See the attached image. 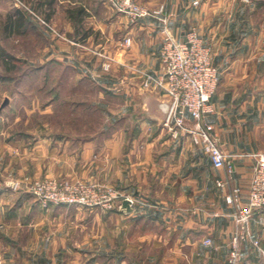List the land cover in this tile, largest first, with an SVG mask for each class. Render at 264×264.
I'll use <instances>...</instances> for the list:
<instances>
[{
	"label": "crops",
	"instance_id": "0c3cea01",
	"mask_svg": "<svg viewBox=\"0 0 264 264\" xmlns=\"http://www.w3.org/2000/svg\"><path fill=\"white\" fill-rule=\"evenodd\" d=\"M140 1L152 9L164 4L170 29L178 39L185 40L189 25L196 23L212 46L220 82L211 99L214 111L207 121L214 125L223 150L235 155L230 160L233 171L215 167L189 135L174 137L158 114L146 111L141 100L144 93L159 101L169 100L163 89L145 90L141 74L131 70L159 72L163 32L158 18L130 23L125 15L111 9L107 0H56L53 14L57 4H66L70 24L66 47L80 45L85 53H95L82 63L86 68L99 62L102 66L106 55L112 57L111 75L99 78L112 85H126L128 95L142 108L130 139L119 135L99 143L90 138L75 146L58 139L44 146L40 141L34 147L33 165L49 175L91 178L94 174L125 191V197L133 198L134 209L126 213L120 203L113 211L114 218L123 235L137 231L143 222L146 248L144 254L132 251L135 239L129 240L131 236L129 241L118 240V248L111 252H73L69 248L73 236L67 229L73 223L60 218L64 212L80 216L81 210L89 213L94 208L42 207L34 195L20 187L18 179V187L0 188V231L10 233L0 235V264H139L141 257L145 264H232L236 225L227 194L239 186L243 202L249 200L256 164L251 153L264 149V0ZM78 4L84 13L77 32L69 8ZM126 37L131 38L130 44ZM128 70L131 75L125 76ZM94 153L101 157L94 159ZM219 179L229 182L220 186ZM207 237L211 243H206ZM239 264H264V224L257 218L242 242Z\"/></svg>",
	"mask_w": 264,
	"mask_h": 264
},
{
	"label": "rangeland",
	"instance_id": "374dc122",
	"mask_svg": "<svg viewBox=\"0 0 264 264\" xmlns=\"http://www.w3.org/2000/svg\"><path fill=\"white\" fill-rule=\"evenodd\" d=\"M19 7L29 12L35 11L26 0H0V107L7 96L10 98L9 103L0 109V188L12 186L9 179L14 182L21 179L20 187L31 193L30 185L37 179L69 177L120 189L94 174L90 175L91 178L71 174L49 175L33 165L34 147L40 141L43 146L49 141L53 143L55 139L72 142L75 146L90 138L99 143L119 135L130 139L142 106L128 95L126 85H112L103 77L99 78L105 74L111 75L110 69L104 67L106 60L102 66L99 62L96 66L86 68L82 63H87V57L95 53H85L80 45H75L74 49L66 47L68 40L65 37L68 36L70 24L66 18L65 3L55 6L56 11L49 21L44 19L43 12L37 10L38 19L29 20L21 33L8 35L4 31V20L7 14L15 12ZM103 68L108 73L100 72ZM137 69L141 68L132 67L131 70L138 72ZM160 70L147 71L160 73ZM130 73L128 70L123 74L130 76ZM139 78L142 85L143 77ZM145 90L150 91V88ZM141 100L143 102V97ZM93 157L96 159L101 156L94 153ZM18 185L15 183L12 187ZM120 191L124 195L123 200L126 193L122 189ZM143 202L145 199L142 201L145 205ZM118 206L114 209L97 207L89 213H82L86 211L83 209L80 216L76 215L78 213L64 212L60 219H68L73 223L72 227L67 228L73 236L69 248L73 252L91 254L111 252L118 248V240L135 239L131 250L144 254L143 247L146 248V245L143 243V235L147 234L145 225L142 222L137 231L123 235L113 214ZM6 234L10 233L7 230L0 231L1 236ZM128 237L131 238L127 240ZM147 248L152 250L150 246ZM160 249L156 248L157 251ZM137 262L145 264L143 257ZM239 262L240 259L237 264Z\"/></svg>",
	"mask_w": 264,
	"mask_h": 264
},
{
	"label": "built area",
	"instance_id": "2783aa9c",
	"mask_svg": "<svg viewBox=\"0 0 264 264\" xmlns=\"http://www.w3.org/2000/svg\"><path fill=\"white\" fill-rule=\"evenodd\" d=\"M107 4L114 11L125 15L130 23L146 17H156L161 21V70L160 73H153L137 69L143 77L141 86L144 89H163L171 99L170 111L163 124L171 129L174 137L184 133L189 135L194 143L203 147L215 167H226L228 172H232L230 160L235 155L223 150L214 125L207 121L209 114L214 111L211 99L220 82V71L213 61V48L203 39L198 26L191 24L186 39L180 40L170 29V19L164 4L153 9L140 0H107ZM125 42L130 44L131 38L126 37ZM106 58L104 67L111 69L113 58ZM251 154L256 164L250 179L249 200L243 202L239 186L232 187L227 194V201L234 208L232 217L236 225L231 241L232 264H237L241 257L242 242L249 233L252 220L257 218L264 224V149ZM217 182L223 186L229 181L219 179ZM30 191L46 207L53 204L114 209L124 196L115 187L69 177L37 179L30 185ZM205 241L211 243L212 239L207 237Z\"/></svg>",
	"mask_w": 264,
	"mask_h": 264
},
{
	"label": "trees",
	"instance_id": "16d2710c",
	"mask_svg": "<svg viewBox=\"0 0 264 264\" xmlns=\"http://www.w3.org/2000/svg\"><path fill=\"white\" fill-rule=\"evenodd\" d=\"M30 2L34 8V12L37 10L44 13V19L49 21L53 14V7L56 0H26ZM43 7H45L43 9ZM48 9V11L46 10ZM34 12H29L28 10L17 8L15 12L9 13L6 16V20H4V31L10 35L12 33H21L23 31V27L28 23L29 20L38 19V16ZM69 12L71 13L74 24L76 25V30L78 32V26L82 21V14L84 13V8L82 5H76L74 7L69 8ZM40 19V18H39Z\"/></svg>",
	"mask_w": 264,
	"mask_h": 264
},
{
	"label": "water",
	"instance_id": "95a60500",
	"mask_svg": "<svg viewBox=\"0 0 264 264\" xmlns=\"http://www.w3.org/2000/svg\"><path fill=\"white\" fill-rule=\"evenodd\" d=\"M9 101L10 98L7 96L2 102L0 109H2L6 104H8ZM143 102L145 103L146 111L151 113L154 112L155 114H158L157 115L158 119L162 123L165 122L170 111V107L172 103L171 99L166 101H159L155 99V95L144 93ZM10 184L15 185V182L11 181ZM120 208L126 213H130L131 211H133L134 206H133L132 198L130 197L124 198L121 202Z\"/></svg>",
	"mask_w": 264,
	"mask_h": 264
}]
</instances>
